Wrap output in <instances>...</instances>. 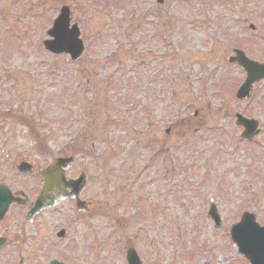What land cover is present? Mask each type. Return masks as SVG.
Returning a JSON list of instances; mask_svg holds the SVG:
<instances>
[{
  "label": "rangeland",
  "instance_id": "rangeland-1",
  "mask_svg": "<svg viewBox=\"0 0 264 264\" xmlns=\"http://www.w3.org/2000/svg\"><path fill=\"white\" fill-rule=\"evenodd\" d=\"M62 5L85 45L74 62L42 47ZM234 47L264 61V0H0V178L15 187L19 159L76 154L82 196L98 205L77 264H126L127 241L144 264H241L226 223L250 194L248 171L264 170V136L243 152L234 113L264 121V85L251 103L235 97ZM210 199L221 229L205 221ZM5 250L0 264H15L17 247Z\"/></svg>",
  "mask_w": 264,
  "mask_h": 264
},
{
  "label": "water",
  "instance_id": "water-1",
  "mask_svg": "<svg viewBox=\"0 0 264 264\" xmlns=\"http://www.w3.org/2000/svg\"><path fill=\"white\" fill-rule=\"evenodd\" d=\"M68 14V8L62 7L59 17L54 21L53 27L48 31V34L52 36L53 39L44 42V45L47 49L54 53H67L73 60H75L80 57V54L83 51V43L78 38L79 34L77 27L74 25L70 29L68 28ZM245 67L248 74L247 80L242 88L248 87L249 84L255 80H259V78L264 77V65L249 62L245 64ZM70 161V159H56L46 168L44 172H42L45 185L36 209H34L30 214H37L42 208L53 206L63 200L65 193L63 190V184L61 185V183L64 182V173L68 168ZM8 203V194L1 190L0 217L4 214ZM231 236L237 244L240 243L243 245L245 242L242 233V226L240 224L235 225L231 229ZM256 259L258 260V257ZM128 260L130 264H139L130 259V255H128Z\"/></svg>",
  "mask_w": 264,
  "mask_h": 264
},
{
  "label": "flooded vegetation",
  "instance_id": "flooded-vegetation-1",
  "mask_svg": "<svg viewBox=\"0 0 264 264\" xmlns=\"http://www.w3.org/2000/svg\"><path fill=\"white\" fill-rule=\"evenodd\" d=\"M259 135H264V132ZM83 198V197H82ZM71 208L74 207V202L72 200L68 201ZM97 210V206L94 207ZM244 211H251L254 214V220L260 225H264V208H244ZM18 215L21 214V211L18 210ZM97 214V211H96ZM50 215V213H48ZM91 215V214H90ZM88 217V214H78L75 212L74 219L81 227H84V221ZM80 222L83 224L81 225ZM46 223L43 221L36 222V220L32 221L30 224L20 225L18 228L12 227L8 222L0 225V234L5 238L9 237L12 241H15V246L17 247L18 256H22L24 253V257H21L22 264H38V256L34 253H29L28 249L24 248V241L29 240H49L50 237L54 238V232L52 233L51 229L45 227ZM61 227H56V229H60ZM62 229V228H61ZM64 234L67 235L66 241H81L85 237L84 232L80 230V228H72L71 224L66 226L64 229ZM8 239V238H7ZM42 257V256H41ZM244 263L246 264V260L244 259Z\"/></svg>",
  "mask_w": 264,
  "mask_h": 264
}]
</instances>
